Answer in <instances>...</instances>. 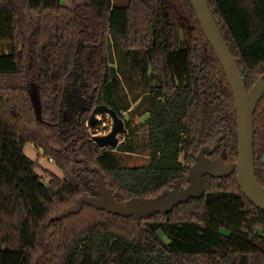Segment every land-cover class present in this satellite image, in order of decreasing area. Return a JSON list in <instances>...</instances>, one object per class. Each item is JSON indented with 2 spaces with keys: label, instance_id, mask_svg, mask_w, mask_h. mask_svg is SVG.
<instances>
[{
  "label": "trees",
  "instance_id": "trees-1",
  "mask_svg": "<svg viewBox=\"0 0 264 264\" xmlns=\"http://www.w3.org/2000/svg\"><path fill=\"white\" fill-rule=\"evenodd\" d=\"M208 2L250 89L264 73V0ZM129 69L147 83L149 113V161L134 166L118 152L133 151L131 144L95 142L91 108L64 120L75 75L91 105L121 115L130 106L120 97ZM223 130L211 157L229 164L239 149L235 99L190 0H0V264H264V210L247 198L236 171L206 175L203 197L140 223L86 204L50 221L96 194L97 173L83 160L103 171L117 200L153 197L187 186L194 156ZM29 142L63 178L43 180L39 159L24 154ZM254 152L264 185V96Z\"/></svg>",
  "mask_w": 264,
  "mask_h": 264
},
{
  "label": "water",
  "instance_id": "water-1",
  "mask_svg": "<svg viewBox=\"0 0 264 264\" xmlns=\"http://www.w3.org/2000/svg\"><path fill=\"white\" fill-rule=\"evenodd\" d=\"M190 2L203 32L223 66L234 95L239 146L237 160L227 164L221 157H211L226 134L223 130V134L217 138L214 145L202 146L200 151L194 156L195 162L189 166L187 186L181 188L175 186L173 189H164L162 193L153 197L134 196L126 201H120L115 198L107 186L103 171L98 166H90L86 160H83L90 171L97 173L96 194L80 196L73 204L56 211L50 217V221L67 217L72 213H78L86 204L108 213L126 217L134 216L137 222L140 223L147 213L166 214L179 204L188 202L191 198L203 197L206 193L204 185V177L206 175L218 178L227 177L233 174L234 171L237 172L239 185L247 198L255 206L264 210V185L257 178L254 152L255 111L264 96V73L248 89L239 65L216 23L208 0H190ZM165 14L168 15V12H165ZM35 104L36 115L41 119L39 104L37 101ZM101 113H108L113 117V128L106 135H93V139L101 147H116L119 144L118 135L127 132L124 120L109 105L99 104L94 107L88 124L90 126L95 124L98 121V114ZM69 114L71 117L66 118V113L64 112L65 121L72 120L74 109H70Z\"/></svg>",
  "mask_w": 264,
  "mask_h": 264
},
{
  "label": "rangeland",
  "instance_id": "rangeland-1",
  "mask_svg": "<svg viewBox=\"0 0 264 264\" xmlns=\"http://www.w3.org/2000/svg\"><path fill=\"white\" fill-rule=\"evenodd\" d=\"M67 0H61L62 3H66ZM117 5H123L127 3V0H113ZM167 10H164L166 12ZM147 91V83L141 79L138 72H130L127 70L126 78H123L122 89L120 91V97L128 102H123L121 105L129 103L128 109L122 108L121 118L123 120L129 119L130 124L127 128L126 133L118 135L119 144L125 143V145L131 144L134 147L133 151H127L122 153L118 150L119 154L123 157V163L127 165H141L146 164L149 161V135H148V123L147 118L149 113L145 111L147 104L144 102ZM95 107V106H94ZM140 111L143 113L140 114ZM98 122L96 123V128L89 127V132L92 135H104L111 131L113 125L112 116L108 113L98 114ZM118 144V145H119ZM24 154L32 159L37 158L40 161V168L37 170L38 173L43 177L45 182H48L52 175L59 176L63 178L62 170L49 158L40 155L41 152L35 147L31 142L26 143L24 146ZM181 160L184 162L183 154L181 155ZM161 235L167 240L164 234Z\"/></svg>",
  "mask_w": 264,
  "mask_h": 264
},
{
  "label": "flooded vegetation",
  "instance_id": "flooded-vegetation-1",
  "mask_svg": "<svg viewBox=\"0 0 264 264\" xmlns=\"http://www.w3.org/2000/svg\"><path fill=\"white\" fill-rule=\"evenodd\" d=\"M66 106H65V113H66V118L71 117L69 114V110L70 109H74V115L71 118L72 121L79 115L81 114L84 110L91 108V112L90 115L94 109V106L91 105L90 103L91 101V94L89 93V91H87L80 83H79V79L78 76L75 75L74 79L69 83V85L67 86V90H66ZM90 106V107H89ZM97 106V105H96ZM111 107V106H110ZM122 115V114H121ZM121 115L119 114V116L121 117ZM70 119V118H69ZM113 119V117H112ZM129 119H125L124 120V126L126 127V129L128 128V122ZM98 122V121H97ZM96 122V123H97ZM96 123L93 124L92 128H96ZM114 124V122H113ZM113 128V125H112ZM112 130V129H111ZM111 132V131H110ZM109 132V133H110ZM108 134V133H107ZM106 135V134H104ZM262 161H263V157H262ZM264 163V161H263Z\"/></svg>",
  "mask_w": 264,
  "mask_h": 264
},
{
  "label": "bare ground",
  "instance_id": "bare-ground-1",
  "mask_svg": "<svg viewBox=\"0 0 264 264\" xmlns=\"http://www.w3.org/2000/svg\"><path fill=\"white\" fill-rule=\"evenodd\" d=\"M89 122V121H88Z\"/></svg>",
  "mask_w": 264,
  "mask_h": 264
}]
</instances>
